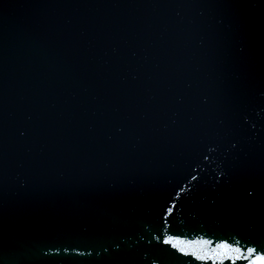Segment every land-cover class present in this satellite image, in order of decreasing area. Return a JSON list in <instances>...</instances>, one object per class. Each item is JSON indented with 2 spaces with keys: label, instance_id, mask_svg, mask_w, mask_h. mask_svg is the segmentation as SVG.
Wrapping results in <instances>:
<instances>
[{
  "label": "water",
  "instance_id": "obj_1",
  "mask_svg": "<svg viewBox=\"0 0 264 264\" xmlns=\"http://www.w3.org/2000/svg\"><path fill=\"white\" fill-rule=\"evenodd\" d=\"M262 92L264 0H0V264H55L57 237L98 244L92 264H220L147 243L189 164L159 234L264 246V209L211 188L264 172ZM218 137L240 150L209 164Z\"/></svg>",
  "mask_w": 264,
  "mask_h": 264
},
{
  "label": "snow or ice",
  "instance_id": "obj_2",
  "mask_svg": "<svg viewBox=\"0 0 264 264\" xmlns=\"http://www.w3.org/2000/svg\"><path fill=\"white\" fill-rule=\"evenodd\" d=\"M135 55V53H132ZM264 96V92L261 93ZM208 98L206 96L201 97V104H207ZM259 115V113H257ZM31 119V117H28ZM243 124L249 123V118L247 115L241 117ZM256 125H250L249 131L255 129ZM16 135L19 137H24L26 135V129L24 127L15 128ZM117 133H122L123 129L121 127L116 128ZM253 135L255 132L253 131ZM111 139V137H109ZM223 147L225 151L229 154L239 152V141L236 138L227 139L226 141L223 138H214L208 139L206 142H203L197 152V156L202 158L203 161H207L209 164L215 163V154L218 149ZM232 158L235 159V155H232ZM196 167L200 168V162L196 161ZM188 171L183 177L176 180V186L173 191H170L167 194V197L158 204L160 211H156L153 223L155 227L152 228V231L156 233L148 240L150 246H157L159 244L166 245L168 248L175 250L181 256H191L198 261H219L220 264H223L225 259L232 262V264H237V262H243V264H264V246L257 245L242 247L240 241L236 240L234 243H229L226 239H221L219 242L213 245V241L206 239H185L178 235H161L159 234V229L161 227L168 226V217L173 212L175 203L169 204V200L173 198V192H175L176 197H180L181 193H185V188L181 187L182 183L187 184L188 192L185 193L186 196H189L190 192L195 191V186L192 185L187 180V176H191L192 180H196V176H192V165L189 164ZM200 172H203V169H200ZM19 187L22 189L25 187V182L20 181ZM176 188H179V191H175ZM212 190L218 195L222 196L225 193H228L231 198L238 204L255 207L260 206L261 209H264V172L259 175L251 172H240L236 173L231 168L218 167L217 177L213 179L211 184ZM215 200L212 201L215 204ZM142 226H149L147 222H144ZM255 228V225H251ZM85 231L87 229H84ZM138 237L137 242L144 241L143 232L136 234ZM129 240L132 239L131 236L127 237ZM59 242H53L46 244L44 247L47 249L42 252V256L54 257L50 260L55 262V264H92L91 259L94 255L95 257L101 256V250H98L96 243H74V242H65V239L70 241V237H57ZM153 241L157 242V245L153 244ZM124 242V239H120V243H112L109 246H103L102 251L105 254H108L111 248V252L115 253L120 251L121 244ZM211 246V247H209ZM165 250V249H164ZM47 260V259H46ZM152 264H158L157 260H153Z\"/></svg>",
  "mask_w": 264,
  "mask_h": 264
}]
</instances>
